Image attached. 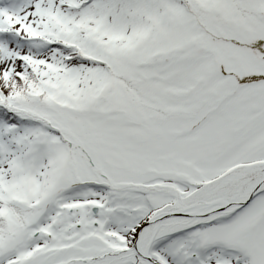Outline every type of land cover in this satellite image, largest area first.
<instances>
[{"label":"snow or ice","instance_id":"obj_1","mask_svg":"<svg viewBox=\"0 0 264 264\" xmlns=\"http://www.w3.org/2000/svg\"><path fill=\"white\" fill-rule=\"evenodd\" d=\"M0 264H264V0H0Z\"/></svg>","mask_w":264,"mask_h":264}]
</instances>
